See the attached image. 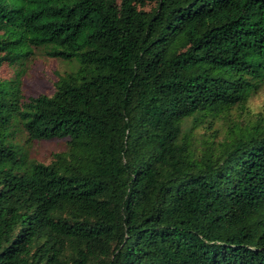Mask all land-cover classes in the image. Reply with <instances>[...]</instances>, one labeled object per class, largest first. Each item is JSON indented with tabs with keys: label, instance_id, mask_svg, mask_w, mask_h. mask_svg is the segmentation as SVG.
Segmentation results:
<instances>
[{
	"label": "trees",
	"instance_id": "16d2710c",
	"mask_svg": "<svg viewBox=\"0 0 264 264\" xmlns=\"http://www.w3.org/2000/svg\"><path fill=\"white\" fill-rule=\"evenodd\" d=\"M37 56L76 68L0 78V264H264V0H0V68Z\"/></svg>",
	"mask_w": 264,
	"mask_h": 264
},
{
	"label": "rangeland",
	"instance_id": "374dc122",
	"mask_svg": "<svg viewBox=\"0 0 264 264\" xmlns=\"http://www.w3.org/2000/svg\"><path fill=\"white\" fill-rule=\"evenodd\" d=\"M76 66L67 65L66 63L59 62L47 57L37 56L31 61L27 62L25 66L18 70V72L9 68L7 65H3L0 68V78L9 79L13 78L15 74H19L21 83V91L25 97H37L40 94H51L54 90V82L58 74H62L65 71L73 70ZM248 110L251 112L261 111L264 107V85L255 94H252L247 103ZM239 112L232 111L227 115H216L215 117L208 116L207 120L203 119L207 123L202 126H198L194 131L201 136L204 132L210 134L211 132L206 131L207 127L210 126L213 130L215 129L216 136L214 140L216 143H220L223 139V134L228 128H231L233 123L239 122L241 117ZM229 120L227 121V119ZM188 123L191 120L188 119ZM192 126V125H191ZM189 127V126H186ZM212 135V134H210ZM30 156L40 162H48L51 159V155L54 153L64 151V144L61 141H34L28 147ZM68 245V244H67ZM68 246L61 252L62 259L66 261L65 255L68 253Z\"/></svg>",
	"mask_w": 264,
	"mask_h": 264
}]
</instances>
